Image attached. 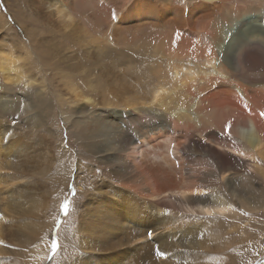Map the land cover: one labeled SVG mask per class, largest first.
<instances>
[{
    "label": "bare ground",
    "instance_id": "obj_1",
    "mask_svg": "<svg viewBox=\"0 0 264 264\" xmlns=\"http://www.w3.org/2000/svg\"><path fill=\"white\" fill-rule=\"evenodd\" d=\"M27 1L36 5L42 23L83 47L72 61L65 52L57 56L61 65L82 71L81 80L89 84L81 92L70 87L75 101L82 100L87 109L84 117L80 113L68 121L83 151L103 165L108 185L98 186L79 209L75 231L92 250L79 264H188L178 259L187 258L182 251L205 247L199 219L238 217L241 202L244 209L264 211V186L259 184L264 182V0ZM83 5L96 12L118 9L117 21L139 25L142 33L115 41L91 35L73 13ZM0 23L12 32L1 12ZM45 47L47 53L56 51ZM132 47L186 60V79L192 82L165 103L134 104L117 112L97 107L91 83L98 69L92 72L87 64L100 68L103 60L119 58L117 66L130 70L125 63ZM191 63L206 68L195 71ZM125 94L118 88L113 96L120 104ZM6 136L0 131V169H11L15 177L24 163L48 168L46 154L33 150L47 141L42 134H34L32 143L18 136L9 142ZM16 157L22 159L15 167ZM193 159L207 167L193 166ZM11 182L0 212L13 215L7 223L0 219V227L7 230L5 238L30 239L37 228L29 221L44 209L41 184L33 176L24 184ZM188 235L197 237L194 244L187 245Z\"/></svg>",
    "mask_w": 264,
    "mask_h": 264
},
{
    "label": "rangeland",
    "instance_id": "obj_2",
    "mask_svg": "<svg viewBox=\"0 0 264 264\" xmlns=\"http://www.w3.org/2000/svg\"><path fill=\"white\" fill-rule=\"evenodd\" d=\"M35 6L27 0H0V12L12 30H7L0 23V131L9 137V142L16 136L27 137L31 142L34 134H42L47 141L33 144V150L42 156L46 154L48 168L33 169L24 163L15 177L10 175L13 172L11 169H0V203L11 192L4 189L7 182L24 184L33 176L41 184L38 192L43 196L44 209L29 221L37 228L35 237L19 240L5 238L7 230L0 227V264H79L80 259L92 251L82 245L79 233L75 231L81 220L79 209L98 186L106 188L108 178L96 156L83 151L85 149L76 137L77 130L68 121L87 109L81 106L82 100L75 101L72 88L81 92L89 84L81 80L82 71L61 65L58 57L65 52L72 61L71 56L77 54L78 58L83 47L42 23L40 15L34 13ZM73 13L75 19H80L90 28L91 35L114 41V38L131 37L143 30L139 25L119 23L120 12L111 7L105 12H96L83 5ZM22 18H25L23 28ZM163 28L168 26L163 25ZM45 46L50 49L51 46L56 47V51L47 53L48 47ZM129 51L131 63L129 61L125 65L130 66V70H122L124 65L117 66L119 58L103 60L100 68L95 63L87 64L92 72L98 69L91 83L97 107L117 112L131 108L130 105L165 103L181 90L183 93V88L192 82L186 79L189 76L186 60L153 53L148 47H132ZM5 62L11 66L9 70L4 68ZM190 65L195 71L206 68L200 63ZM118 88L126 91L127 98L120 104L114 97ZM39 105L40 108L37 107ZM84 115L82 113L80 117ZM15 153L12 155L15 156ZM20 159L14 158L17 163L12 160V164L18 166ZM199 162L193 159L192 165L207 167V163L199 165ZM260 175L264 179V170L260 169ZM259 184L264 186V182L259 181ZM238 204V217L223 216L214 221L199 219L198 223L204 228V233L199 236L205 247L194 253L182 251L187 258L180 256L178 259L188 264H264V211L244 209L241 205L244 203ZM12 215L1 211L0 219L7 223ZM196 239L188 235L187 245L194 244ZM53 243L58 245L56 249L52 248Z\"/></svg>",
    "mask_w": 264,
    "mask_h": 264
},
{
    "label": "snow or ice",
    "instance_id": "obj_3",
    "mask_svg": "<svg viewBox=\"0 0 264 264\" xmlns=\"http://www.w3.org/2000/svg\"><path fill=\"white\" fill-rule=\"evenodd\" d=\"M261 116H264V113H261ZM64 209H65V211H67V205L66 204L64 205ZM57 247H58V245L56 243H53L52 248L56 249ZM161 255H163V253H161Z\"/></svg>",
    "mask_w": 264,
    "mask_h": 264
}]
</instances>
